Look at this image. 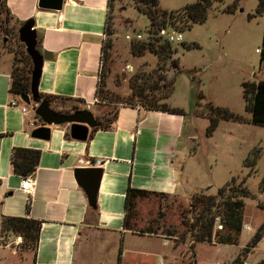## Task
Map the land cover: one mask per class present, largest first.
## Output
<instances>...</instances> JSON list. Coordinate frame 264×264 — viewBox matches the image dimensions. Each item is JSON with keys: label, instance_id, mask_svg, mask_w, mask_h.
Returning a JSON list of instances; mask_svg holds the SVG:
<instances>
[{"label": "rangeland", "instance_id": "rangeland-1", "mask_svg": "<svg viewBox=\"0 0 264 264\" xmlns=\"http://www.w3.org/2000/svg\"><path fill=\"white\" fill-rule=\"evenodd\" d=\"M196 1L158 0V10L174 15L173 25L168 22L165 27L167 35L182 37L170 44L173 53L165 60L148 52L141 57L131 55L132 43L150 38L149 20L133 0L110 1V35L105 40L111 41V48L102 67L96 118H111L121 103L140 106L137 91L155 95L151 103L157 107L185 108L186 127L179 145L182 154L176 165L185 167L188 193L137 200L128 213L134 238L126 239L123 245L120 239L118 250L116 245L110 248L109 236L92 235L94 249L80 264H262L264 260V192L259 190L264 177V127L251 122L242 88L243 83L264 81V11L257 12L260 0H209L205 22L188 27L182 9ZM17 30L16 23L5 18L0 9V59L11 55V72L28 69L30 63ZM159 77L164 81L157 84ZM171 81L173 90L166 99L169 90L165 85ZM209 104L235 116L219 119L211 135H207L209 119L202 115L209 113ZM50 106L69 112L75 105L56 100ZM232 180L235 185L244 181L249 193L243 199V226L237 245H219L215 240L212 244L193 243L188 230L197 212L191 208V200L194 196L203 200L202 195L215 197ZM213 214L217 224L222 212L215 208ZM213 231L219 230L214 226ZM256 233L263 238L253 250H246ZM2 241L11 244L16 255L3 250L0 242V264H32L34 249L21 248L20 237L8 233Z\"/></svg>", "mask_w": 264, "mask_h": 264}, {"label": "crops", "instance_id": "crops-1", "mask_svg": "<svg viewBox=\"0 0 264 264\" xmlns=\"http://www.w3.org/2000/svg\"><path fill=\"white\" fill-rule=\"evenodd\" d=\"M38 1L6 0L10 20L17 26L32 20L38 51L50 55L43 62L38 94L70 99L96 118L110 0H64L60 11L42 10ZM11 59L10 54L0 59V228L3 217L41 222L32 264H80L94 249L92 235L109 236L110 248L134 238L124 228L128 186L168 197L187 195L185 167L176 165L185 108L169 106L181 113L175 114L118 105L112 128L97 130L86 142L67 139L68 125L51 127L48 141L35 139L30 133L38 127L29 123L33 110L27 119L21 114L22 107L33 105L10 94ZM14 148L40 152L30 195L19 189L23 177L12 173ZM87 168L102 171L97 216L76 180V171ZM1 245L16 255L11 244Z\"/></svg>", "mask_w": 264, "mask_h": 264}, {"label": "trees", "instance_id": "trees-1", "mask_svg": "<svg viewBox=\"0 0 264 264\" xmlns=\"http://www.w3.org/2000/svg\"><path fill=\"white\" fill-rule=\"evenodd\" d=\"M111 1V0H110ZM136 8L139 12L146 15L149 20L150 25V38L147 42H137L130 45V53L135 57H141L146 52L153 54L157 58L167 59L173 52L170 44H167L162 38L158 37V31L165 29L166 25H173L174 15L172 12L167 13L165 11H160L157 9L158 0H133ZM211 6L209 0H197L196 2L185 6L183 10V19H185V24L189 27V24H202L205 22L207 17V12ZM0 9L4 13L5 18L10 19L9 12L6 8V0H0ZM230 11V9H229ZM264 11V1H259V7L257 12L261 13ZM23 24L18 26V29ZM108 16L106 19L105 25V36H109L108 31ZM18 36V35H17ZM37 42H40V39H37ZM264 44V38H263ZM111 48V41L105 40L102 45V67L107 60V50ZM26 54V53H25ZM26 59L29 63L28 69H22L18 71L12 70L11 72V85H10V94L15 98L20 99L21 96L29 95L30 93V79L32 71V63L30 58L26 54ZM173 67L177 66V62L172 63ZM103 70L101 69L100 79L102 77ZM164 81V78L159 77L157 79V84ZM140 87V86H139ZM137 87V88H139ZM167 88L168 96L171 95L173 90V81L169 82L168 85H165ZM243 98L245 100L246 106L245 110L251 114V122L254 125H259L264 127V81L255 83H243ZM100 90H97V97ZM137 96L140 101V106L138 104L131 103H121L123 106L130 107H140L148 111H161V112H170L175 114H181L178 110H171L169 108L157 107L152 105V100L155 98V95H145L143 91H137ZM40 98H46L50 102L60 100L66 102H72L70 99H64L59 97L39 95ZM76 106H73L69 112H61L54 110L57 113H71L74 111H80ZM209 119V127L207 130V135L215 130L219 119H234L235 116L229 113L227 110L220 108H213L209 104V113H203ZM117 117V107L113 111L112 117L105 121H96L100 123V126L91 130L89 138L97 130H110L114 124ZM37 118V117H36ZM65 137L69 139V134L65 133ZM40 159V152L28 149L14 148L11 152L10 165L11 170L14 175L21 176L23 178L33 175L36 171ZM236 182H232L225 187L221 188L217 192V196H203L205 200L201 199L199 196H194L191 200V208H194L197 215L192 221L191 226L189 227V234L193 240V243H208L212 244L215 240L216 244L219 245H237L239 237L242 232L243 226V215L245 204L243 199L249 196L248 191L244 188V181L235 185ZM241 184V185H240ZM240 185V186H239ZM259 190L264 192V177L260 181ZM150 197L157 198H166L168 196L156 193H150L146 191H140L132 189L128 186L125 196V217H124V228L129 230L128 226V213L135 208L137 200L148 199ZM218 208L221 214V220L219 223L222 225V230L214 232V226L216 227V218L217 216L213 214V209ZM261 210L264 214V205H261ZM29 207H27V212ZM95 215L97 216V209H94ZM264 224V223H263ZM264 226V225H263ZM264 228V227H263ZM41 229V222L34 221L26 218H10L3 217L1 220L0 228V238L1 244L5 245L6 243L2 241L4 234H12L16 237H20L23 241L22 247L29 249H34L36 251L38 236ZM263 238L259 233H256L250 242L247 245L246 250H253L258 242ZM25 243H30V247ZM264 264V260L262 262Z\"/></svg>", "mask_w": 264, "mask_h": 264}, {"label": "water", "instance_id": "water-1", "mask_svg": "<svg viewBox=\"0 0 264 264\" xmlns=\"http://www.w3.org/2000/svg\"><path fill=\"white\" fill-rule=\"evenodd\" d=\"M64 0H39L38 8L48 11H60ZM32 20L26 21L17 30L18 40L25 47V53L32 63L30 93L21 96L20 100L25 104L34 106V115L40 120L41 126L34 129L30 135L32 138L48 141L51 127L68 125L70 139L78 142H86L90 131L99 127L94 115L88 110L74 111L69 114L57 113L46 98H40L38 83L41 76L43 62L50 59L47 53H40L37 49V34ZM102 171L96 168L79 169L76 171V180L85 191L88 206L92 209L96 206V196L100 185Z\"/></svg>", "mask_w": 264, "mask_h": 264}, {"label": "built area", "instance_id": "built-area-1", "mask_svg": "<svg viewBox=\"0 0 264 264\" xmlns=\"http://www.w3.org/2000/svg\"><path fill=\"white\" fill-rule=\"evenodd\" d=\"M158 37L162 38L167 44H173L175 42H180L182 40V37H181L180 34H178L177 36L167 35L165 29H162V30L158 31ZM136 38H137V40H141L140 36H137ZM147 41L148 40H146L144 42H147ZM33 108H34V106H33ZM33 108H31V110L30 109L28 110L26 107H22L21 108L22 117L26 118V119L29 118L30 117V113H31L32 110H33L32 112L34 113V109ZM29 123H30V127L32 129L41 126L40 120L38 118H36L35 115H34L33 118L30 119ZM34 184H35V181H34L33 176L31 175L29 177L21 179L19 189H20V191H22L26 195H30ZM216 228L219 231H221L222 228H223L222 225L219 223V221H217ZM243 228L245 230H250V228H248L247 226H244ZM17 241L18 242L15 243L16 245H18L20 243V239L18 238Z\"/></svg>", "mask_w": 264, "mask_h": 264}, {"label": "flooded vegetation", "instance_id": "flooded-vegetation-1", "mask_svg": "<svg viewBox=\"0 0 264 264\" xmlns=\"http://www.w3.org/2000/svg\"><path fill=\"white\" fill-rule=\"evenodd\" d=\"M63 114H65V113H63ZM69 114V113H68Z\"/></svg>", "mask_w": 264, "mask_h": 264}]
</instances>
